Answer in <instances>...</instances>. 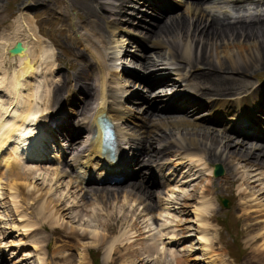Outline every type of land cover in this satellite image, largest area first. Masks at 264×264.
I'll return each mask as SVG.
<instances>
[{"label":"rangeland","instance_id":"obj_1","mask_svg":"<svg viewBox=\"0 0 264 264\" xmlns=\"http://www.w3.org/2000/svg\"><path fill=\"white\" fill-rule=\"evenodd\" d=\"M0 1V86L2 79H6V88H0V92H2L0 93V114L8 111V115H13V113L16 112L19 116L21 115V111L17 108L13 109V95H11L8 90V88L11 87L9 83L13 73L19 69H16V66L18 65L17 63L16 66L14 65V67H12V61H17L18 63L19 61L14 60L7 53L12 47L11 42L18 37L16 36L17 31L25 29L24 32L21 33L23 36H20L22 37L20 40L26 42L29 41L28 43L33 47V37H27L25 31L28 26L29 29H32L31 26H34L35 28L32 30L38 33L42 40L41 48L44 57L42 60L37 61L36 68L38 72L27 79L22 87V101L32 102L39 107L47 102L46 94L50 93V91L45 94L44 99L38 98V95L35 96L36 92L34 90L36 85H42V83L43 85L47 84V72H51L52 78L57 80L63 78V76H58L60 68L63 67L61 64L71 69L72 63L77 61L75 58L73 59V56L70 57V52L73 53L74 51L75 53L74 49H77L81 53L80 50L84 48L80 47L77 40L73 37L81 39L84 37V33L90 32L92 27L94 29L96 24L102 26L99 22H101L102 17L109 16L106 11L108 9L112 10V8L106 6L105 8L107 10L102 12L99 6L102 5L103 2L111 3L113 1L103 0L96 2L95 0H89L91 6L97 12L98 19H88L86 14H84L86 13V10L80 9L79 2L77 3L74 0ZM35 2L39 3V8L34 7ZM218 4L219 1H213L210 5L202 4L201 2H194L191 7L187 8V5L185 10L181 9L180 11L173 13V17L167 19V21L172 19L177 22L180 20L187 26V32L189 31L187 36L189 35V37L186 38L192 40V48L189 56L185 57L191 59L188 63H190V67L193 69L192 71L197 78L194 77L193 73L190 72V69L186 67L187 62L182 61V63H180L176 60H172V56L174 52H176L179 44L184 47L187 42L185 35L181 32L178 34V30L174 31L173 27H164L167 31L165 37L159 35L163 33L161 28L157 31L159 38L157 36L152 37L153 40H156L159 43L161 42L164 45L159 49H154L151 44L155 42L151 41L149 47L157 51L152 54H147L149 56L148 58L151 59V62L153 61L156 63V65L158 64L161 66L163 64L166 69H169L167 67L168 63H172L173 65L176 63V74L173 75L170 70H164V67H162L160 72H164L162 75L169 76L170 80H178L180 84L188 81L186 86L187 89L184 88L187 92L192 88L202 92L198 80L200 76L205 75L204 72H209L212 75L211 78H215L218 81L221 78V81L219 82L222 84L230 83L233 84L234 87L237 85H242V87L248 85V88L246 87L242 92L237 93L235 97L243 95L249 90L248 93L250 96L254 95L255 99H260L261 92L264 91V64L260 63L261 61H258L257 63V61L248 60L247 58L245 59V57H242L243 59L241 62H238L237 65H232L224 54V57L222 54H218L222 67L219 66L214 59L209 58L204 60L201 66H198V70H194L195 56L203 58L206 57V55L203 46L197 43V36L200 35V32L196 33L193 26L195 25L194 20L197 18L196 16H198V14H194V17H191L188 13L191 8L196 6L194 10L197 12L202 11L205 18H209L208 20H210L211 16L221 20L226 19L225 21L229 22H231L232 19H239L236 18L237 16L255 14L253 13L255 12V6L253 5L248 7L250 8L248 14L238 13V11L229 12L233 17L231 19V17H226L217 13L216 7ZM261 6L264 5L260 4V7ZM256 11L258 12L259 10ZM36 12L39 13V15L32 20L30 17ZM112 16L114 17V14H112ZM56 20L58 22H56ZM91 20L92 22L94 20V22L92 23ZM111 20L110 25H122L113 22V19ZM234 20H232V22ZM165 21H161L158 25H164ZM187 21L189 22L187 23ZM207 21H203V23L205 24ZM25 22L28 24L25 25ZM190 25H192L191 32H194L197 35H194L193 38L189 28ZM166 35L170 36V38ZM115 37H117V34H115ZM110 38L113 39L112 36H110ZM88 39L93 41L94 48L90 46L86 47L93 51L92 54L96 68H98L102 62L100 60L101 56H99V52L104 53L102 56L103 58L105 56L109 57L108 63L111 66V71L113 65L118 66V70L115 71V69H113L112 73L117 75L119 79L114 81L115 77L113 74L106 79V82L108 83L106 85L107 102L109 104L116 103L119 105L118 109L122 110L125 117L127 115L126 112H128L126 110L129 109H131L133 115L143 116L139 121L144 124L143 128L147 127L148 129H143L141 140H143V143H150L149 145L152 148L151 152L149 151L146 157L144 155V159L149 158L151 161L158 159V162L160 161L161 163L165 161L164 164H168L170 158L171 160L173 159V161L176 159H185L186 154L188 153V148H194L190 143L195 141L196 145H198L199 153L201 152V155L205 153L206 155L204 154L200 158L199 164L201 165V168H196L193 165L191 166L190 163L178 164L179 162H175L172 164L176 166L178 165L177 169H171L169 172H164L166 178L163 179L161 174L158 176V180L161 179V181L165 180L164 182L170 183L175 180V177H177L178 174H182V176L187 175L188 178L181 179V184L183 186L178 185L171 188L169 191L162 190L161 192H152L147 189L143 185L141 177L134 182H130L123 186H109L106 188L81 190L75 188V186L71 185L69 181L61 183L60 180H54L55 184L52 185L53 180L50 181V176L48 175H44L43 179L40 180L37 176H32V174L24 175L20 173H12L9 166L2 173L3 176H0V196L1 194L4 195V200H0V256H8L6 264H83V262L84 264H93L92 256L99 260V264H131V262H133V264H159V262L160 264H170V262H172L171 264H264V235H261L264 231V154L260 153L264 144L260 145L261 143H256V141L261 142V139L245 141L249 144H256L257 147L254 146L256 149L260 150L243 148V151H247V153L258 155L259 157L257 158L256 156H253L249 159L248 155L243 156L241 160H237L238 158L235 159L234 157H239L243 153L242 152L238 156L237 150L235 156L233 155L231 158L229 155L227 156V151H225L226 153H223V156L220 159L221 161H213L211 155L214 153L218 156L221 153L220 146H222V144L220 143L225 142L228 138L224 134H227L230 139L233 138L234 140H231L232 142L240 145L239 143L242 141L238 142L235 140H239V136H242L241 134H245V132L237 127H235L234 131L232 130L235 134H228L227 131L221 129L217 130L206 121H201V118H206L204 116V111L201 112V118H185L186 116L175 114L174 111L170 113L149 111V114L145 116V114H140V109H132L130 106L123 105L121 98L125 97V92H129L126 87L129 86L131 82L130 80L119 76L121 73L119 66L122 62L126 65L124 66L125 70L126 68L131 70L133 68L129 64L127 54L123 53L122 58L120 57V54L121 51L123 52L129 49L131 52L136 51L135 46L125 39L118 38L117 40V38H115L114 40H109L111 46L105 45L104 48L99 50L96 47L97 40L92 37V35H88ZM261 40V38L256 37L254 39L252 36L249 42H251V44L256 42L262 49V43H260ZM201 41L202 40L200 39V42ZM177 42L179 43L177 44ZM211 42V40L208 41V43ZM201 43L205 44L206 42L203 40ZM38 47L40 46L31 48V51L36 50L37 53H39ZM234 49L235 48H233V50ZM150 52L152 51L150 50ZM229 52L230 51H228V53ZM230 55L229 58L231 60L233 53ZM261 58L264 61V54ZM116 59H121L123 61L116 62ZM143 60L144 59L139 63L140 69ZM56 61H59L61 64ZM242 61H244V63ZM192 62H194V64ZM49 63H51L52 66ZM48 66L50 69L44 72V70H47ZM232 66L245 71L249 70L248 72L250 74L241 75V72L234 73L232 72ZM76 68L77 66L74 64L73 69ZM41 70L42 72H40ZM70 75H74V73H71ZM206 77L208 78H206L205 83L209 85L208 80L210 76ZM241 77L243 80H241ZM104 82L105 79L103 76L99 80V83H101L102 86L100 92L103 90ZM58 85L60 84H54V87L59 88L60 91L62 87ZM67 85H71V83L67 81ZM133 85H135V81L131 83L132 89L134 88ZM180 86L182 87V85ZM121 89H124V92L120 98L116 97V99H114L111 97V94L118 93ZM43 90L46 92L47 87H45V89L43 88ZM31 91L32 93L30 94ZM65 91L66 89L59 94L57 93L58 98H60ZM254 91H256L257 94ZM158 94L159 93H156V95ZM187 94L188 93H186V95ZM222 96H210L209 98L227 99L224 95ZM159 97L162 100L157 101L155 105L157 110L161 109L160 106L163 104L162 101L165 96L160 95ZM228 98L233 99L230 97ZM92 101L93 98L90 102L92 103ZM203 102L205 106L209 105V102L205 99H203ZM91 103H89V101L86 102L84 106L80 108L78 114L80 115L89 108L87 104L92 106ZM154 114H157L158 117H151V115ZM235 115L245 116L241 113ZM226 118L227 116H223V120ZM243 119L250 121L249 118H242L240 121ZM122 126L125 133L128 134L132 131L130 129L131 126L126 123L122 124ZM262 129H264V125L262 126ZM258 131L259 128L246 130V133L251 132V135H256ZM207 133L210 139L216 138L215 140H218L216 142L218 145H214V142L210 139L205 141V139L197 138L195 136L196 134L207 136ZM257 134L262 138L264 131L262 130V132H258ZM173 142H177V144L180 143L182 147L175 146ZM53 146L56 151L57 149L59 150V145L53 143ZM204 149L208 153L204 152ZM178 150L181 152L180 156L182 158L177 154ZM134 151L136 152V150ZM232 151L233 149H231V152ZM50 155H53V158L57 159L58 153L52 152ZM243 155H245V153ZM247 159H249V161ZM32 163L33 162H30V164ZM40 163L42 162H36L32 166H37ZM215 163L220 164L225 171L224 175L220 178L213 177V170L211 167L216 165ZM192 172L194 174H192ZM247 179H249V187L247 186ZM131 192L133 194H131ZM13 193H15L14 205H12L10 200L5 197ZM135 193L138 194V197L141 196L138 201L131 198L129 199V197ZM127 195L130 196L127 197ZM222 201L227 202V208L223 207ZM19 214L21 217L16 219V216ZM91 217H95L94 220L93 218L91 219ZM28 222L32 223V225ZM33 224L35 225L34 228H32ZM25 225L31 227L25 229ZM146 229L149 231L155 229L154 231H150L151 235L143 234L147 239V244L143 243V241L139 239L140 236H138ZM133 234L135 235L133 236ZM103 236L105 240H103ZM130 236L131 241L128 240ZM133 238H135L137 242L135 239L133 240ZM125 239L127 240L126 242L129 241V245L124 241ZM20 243H22V245H19ZM34 246L37 248L35 249ZM156 246H159L161 249L164 247L166 251L157 253V250L155 249L158 248H155ZM147 247H151L149 249H155L150 250L152 252L150 253L151 256H145V260L143 257L144 254H146L145 248ZM7 250H13L16 251V253L8 255ZM92 252L93 255H91ZM81 253H84L86 256ZM164 253L169 256L165 257L163 255ZM142 254L143 257H141ZM80 255L83 256L81 257ZM22 257L23 260H21ZM157 258L163 260L159 261ZM168 258L170 259V262ZM177 259H179V261H177ZM141 260L144 261L142 262ZM157 260L158 262H156Z\"/></svg>","mask_w":264,"mask_h":264},{"label":"bare ground","instance_id":"obj_2","mask_svg":"<svg viewBox=\"0 0 264 264\" xmlns=\"http://www.w3.org/2000/svg\"><path fill=\"white\" fill-rule=\"evenodd\" d=\"M38 1V0H37ZM69 1V0H68ZM73 1V0H72ZM76 1L77 3L79 2V6H80V9L82 10H86V16L88 19H98V15H97V12L95 11V9L91 6V3L89 2V0H74ZM118 2V5L115 7V13H114V17L111 16L110 20L113 19V22L115 23H118V24H122V15L124 13V10H125V7L127 6V2L124 1V0H116ZM234 4H240L242 2H244V0H231ZM1 2V1H0ZM71 2V1H70ZM72 3V2H71ZM75 3V2H74ZM260 4H263L264 3H261V1H259ZM44 4V3H42ZM76 4V3H75ZM68 5V4H67ZM73 5V4H72ZM100 5V4H99ZM74 6V5H73ZM78 6V7H79ZM192 6V5H191ZM162 8H167L168 5H163L161 6ZM196 7V6H195ZM194 7V8H195ZM201 7V6H200ZM75 8V7H74ZM96 8V7H95ZM194 8H191L189 10V15H191V17H194V14H198V16H196L197 18L194 20L195 21V25L193 26L196 33L197 32H200V35L197 36L196 33L194 32H191V29H192V25H190V32L192 34V38L194 35L197 36V43L198 44H201L205 50V55L206 57H203V58H199L198 56H195V66H193L196 71V69L198 68V66H201V64L203 63L204 60L206 59H214L218 64L219 66H221V61H219V57H218V54H224V56L227 58V60L232 64V65H237L238 62H241V60L243 59L242 57H245V59L247 58L248 60H254V61H261L260 63L264 64V61L263 59L261 58L264 54V14H256L254 16H251V17H245V18H239V19H232L234 20L232 22H229V21H225V20H221L219 18H214V17H211L210 16V20H208L209 18H205V15L202 11H195ZM57 10V9H56ZM73 10V9H72ZM107 10V9H106ZM111 10V9H110ZM52 11V10H51ZM104 11H105V8H104ZM98 12H99V9H98ZM107 12V11H106ZM83 13V12H82ZM101 13V12H100ZM180 17V16H179ZM178 17V18H179ZM190 17V16H189ZM188 17V18H189ZM182 18V17H181ZM175 19V18H174ZM186 19V18H185ZM178 20V19H177ZM190 20H193V19H190ZM208 20V21H207ZM247 20V21H246ZM184 21V20H183ZM203 21H207L205 22V24L203 23ZM58 22V21H57ZM92 22V20H91ZM94 22V20H93ZM92 22V23H93ZM99 22V21H97ZM189 21H187L188 23ZM99 23H104L106 25V29H108L111 33V36L112 37H115V34H116V31H118V27L115 28L116 26L115 25H110V22L105 19V17H102L101 19V22ZM28 24V23H27ZM90 24V23H89ZM163 25V24H162ZM155 25L157 31L161 28L163 33L162 34H159V35H163V37H165V34H167V31L165 30L164 27H167L168 28H171L173 27L174 28V31L175 30H178V34H180V32L185 35V39H187L186 37H189V35L187 36V33H189V31L187 32V29H186V25L184 23H182V21H173L172 19H170L169 21H165L164 25ZM92 26V25H91ZM115 26V27H114ZM29 27V26H28ZM32 28V26H31ZM34 26H33V30H34ZM167 28V29H168ZM29 29V28H27ZM31 29V31H28L26 32L27 33V37H33V47L31 48H36V46H40L38 47V52L39 53H36L35 56H32V53H31V48H30V44L28 42H24L22 43L21 45L22 48H23V52L20 53L18 56H12L11 58H17V59H14V60H18L19 61V69L16 70L13 75H12V78H11V81L9 83V85H11L10 88H8L9 92L11 95H13V100L14 102L12 103V105H14V108H17L18 110L21 111V115H17L16 112L13 113V115H8V111H5V112H2L0 114V173L4 170V163L1 161L2 158H4L5 154H7L8 156L10 157H14V158H17V159H20V160H23L22 158V155H25V162L30 164V162H33L32 164L30 165H34V163L36 162H43L46 158H51L52 161L56 160V158H53V155H50L52 154V152H55V153H58V156H57V159L60 160L64 157V151H63V148H62V144L61 142H59L58 140V134L61 132V131H64V134L67 133V126L64 122V120L61 122V120H56V122L58 123V125H60V128L59 126H56V129L53 131L54 134H51L50 131L52 130V126H50L48 124V120H44V116H45V105H46V102L44 105H40L39 107L34 105L32 102H23L22 101V87L24 86V83L27 79H29L31 76H34L38 70L36 68V64H37V61L38 60H42V58L44 57L43 55V50L41 48V43H42V40L41 38L39 37V34L36 33L35 31H33ZM37 29V28H36ZM90 29V28H89ZM25 30V29H24ZM61 30V29H60ZM66 30V29H65ZM37 31V30H36ZM157 31L152 34V36H149L148 38V45L149 43L152 41L151 40V37H154V36H159L157 34ZM91 32V35L92 37H94L96 40H97V45L96 47L101 50L102 48H104V46L106 45V35L103 34V29H102V26L99 24L95 25V28L93 29V27L91 28L90 30ZM171 32V31H170ZM23 36V35H21ZM167 36V35H166ZM182 36V35H181ZM255 37L256 38H261L262 40L260 41V43H262V49L257 45L256 42L252 43L249 42V40L251 39V37ZM16 37V36H15ZM168 38H170V36H167ZM18 38V39H17ZM13 42H11L12 45H15V43L17 42V40H20V38L22 37H17ZM159 38V37H158ZM157 39V38H156ZM200 39L203 41L205 40V44L201 43L200 42ZM184 40V39H183ZM212 41L211 43H208V41ZM216 40V41H215ZM243 42H242V41ZM179 41V40H178ZM214 41V42H213ZM22 42V41H21ZM167 42V41H166ZM221 42V43H219ZM173 43V41H172ZM179 42H177L178 44ZM192 40H188L187 39V42L185 43L184 47H182L180 44L178 46V48L176 49V52H174L173 56H172V60H176L180 63L183 62H187L186 64V67H188L190 69V72L193 73V69L190 67V63H188L191 59H187L185 56H189V53L191 51V48H192ZM152 45V48L154 49H157L159 47H163V43H159V42H155ZM194 45V44H193ZM197 45V44H196ZM10 46V44H9ZM226 46H229V47H226ZM195 47V45H194ZM226 47V48H225ZM233 48H235L233 50ZM225 49V50H224ZM171 50V49H170ZM196 50V49H195ZM200 50V49H199ZM198 50V51H199ZM197 51V50H196ZM228 51H230L228 53ZM220 52V53H218ZM199 53V52H198ZM233 53V57H231L232 59L230 60L229 56H231L230 54ZM73 55H76V61L74 64L75 66L78 67V64H79V61H78V56L79 57H82V54L79 52V53H73ZM78 55V56H77ZM104 53L103 52H99V56H103ZM202 55V54H201ZM200 56V55H199ZM223 56V57H224ZM250 56V57H249ZM254 57V58H253ZM189 58V57H188ZM221 58V57H220ZM197 59V60H196ZM235 59V60H234ZM237 59V60H236ZM121 59H116V62H120ZM145 61V62H144ZM212 61V60H211ZM237 61V62H236ZM247 61V60H246ZM253 61V62H254ZM244 63V61H242ZM43 63V62H42ZM194 64V62H192ZM191 63V64H192ZM225 63V62H224ZM206 64V63H205ZM210 64V63H209ZM208 64V65H209ZM215 64V62H214ZM149 65H154L152 68L153 69H157L158 66H156V63H154L153 61L151 62V59L148 58L147 56H144V60L141 64V69H146L149 67ZM212 65V64H211ZM246 65V64H245ZM115 65H113L114 67ZM174 66H177L176 63ZM204 67V66H203ZM211 67V66H210ZM218 67V66H217ZM222 67V66H221ZM238 67V66H237ZM249 67V66H248ZM252 67V66H251ZM250 67V68H251ZM166 68V67H164ZM208 68V67H207ZM232 72L234 73H240L241 72V75H247V74H250L248 71H245L243 69H239V68H236L234 66H232ZM254 68V67H252ZM87 69H89V65L87 66ZM201 69V68H200ZM205 69V68H204ZM224 69V68H223ZM103 70V71H102ZM165 70V69H164ZM198 70V69H197ZM208 70V69H207ZM214 70V69H213ZM93 71L97 76H98V81L97 83H99V80L104 76V79H105V82L103 84V90L102 92H100V94L98 95V98L96 100H98V103H97V109H98V115L102 114L103 116H105L106 118L112 120V122L115 124V129H116V132L118 134V137L120 140H123V141H126V135L123 131H125L123 128H121V122L125 119V114L122 112L121 110V113L118 112L119 109H117V111L114 110V108H112V106H109V103L107 102L106 100V85L108 84L106 82V79L111 75L113 74L112 71H111V66L108 65V67L104 66L103 62H101L100 66L98 68H96V66H94V68H92V66H90V72ZM252 71V70H251ZM42 72V70L40 71ZM231 72V73H232ZM252 73V72H251ZM44 74V73H43ZM174 74H176L174 72ZM198 74V73H197ZM204 74L206 76H210L209 77V80H208V83L209 85H207L205 83V80L206 77L205 75L203 76H200L199 80H198V83H199V86L200 88L202 89V92L200 93L199 91L196 90L197 94L196 96L198 98H200L201 96L203 97H207L209 98L210 96H219L221 97L222 95H224V97H230V98H233L237 95V93H240L242 92L247 86H244L242 87V85H237L236 87H234L233 84H230V83H225V84H222L221 81L219 78V81L215 78H211L212 75L211 73L209 72H204ZM253 74V73H252ZM166 75V74H165ZM170 75V74H168ZM194 75V73H193ZM215 75V74H214ZM239 75V74H238ZM73 78V81L75 82L76 85H79L81 88H86L87 84H83L82 81L84 82L85 80H81V81H78L76 80L77 76H78V73L74 74V75H71ZM113 76L115 77L114 78V81L118 80L119 78L117 77V75H114ZM230 76V75H229ZM194 77H196L194 75ZM232 77V75H231ZM243 77V76H242ZM241 77V80H243ZM245 77V76H244ZM255 77V76H254ZM253 77V78H254ZM65 78V77H63ZM158 78V77H156ZM197 78V77H196ZM68 79V78H67ZM161 79V78H159ZM233 79V78H232ZM223 80V79H222ZM225 80V79H224ZM238 80V79H237ZM236 80V81H237ZM240 81V80H239ZM246 81V80H245ZM157 82V81H156ZM238 82V81H237ZM5 83H6V79H2V82H1V86L0 88L2 89H5ZM162 83V81L158 82V83H153L152 86H156V85H160ZM248 83V82H246ZM229 84V85H228ZM59 86V85H58ZM240 87V88H239ZM251 87V86H250ZM249 87V88H250ZM198 88V87H197ZM248 88V87H247ZM255 88V87H254ZM190 89V88H189ZM199 89V88H198ZM59 90V88H56L54 89V92H57ZM247 91V89H246ZM189 92L191 93H194V89H190ZM256 93V91H254ZM2 93V92H0ZM58 93V92H57ZM175 93V92H174ZM259 93V92H258ZM117 95V93H114ZM114 94H111V97L113 98V95ZM257 94V93H256ZM61 95V94H60ZM63 95V94H62ZM187 96H192L191 94H187ZM117 96L114 97V99H116ZM182 97H185L184 94L180 95L179 98H182ZM193 97V96H192ZM223 97V96H222ZM256 97V96H255ZM197 99V98H196ZM258 99V103L255 105V110H259V111H262V107L264 106V92H261V97L260 99ZM236 101V98H234V100H229L228 103H226V105L231 106L234 108V109H237L239 111V113L245 115L244 117L243 116H240V115H235L232 119V122H230V124L232 123L233 125V128L235 129V127L239 128L241 131L245 132V134H241L242 136H245V140H242L241 143H239L240 145H238L237 143H234L231 141V139L227 138V140L225 142H221L220 144H222V146H220V151L221 153L216 156V154L213 153V155H211V158H213V161H221V157L223 156V153L225 151H227V156L229 155L230 158L235 154H236V151H237V155L239 156L242 152V154L239 156V157H234L235 159L237 160H241V158L243 156H248L249 155V159L252 158L253 156H256L259 157L258 155H255V154H250V153H247V151H243V148H248V149H254V150H260V149H256L257 145L256 144H249L245 141L247 140H252V139H259L261 138L259 136V134H257L258 132H262V126L263 124L261 122H259L258 120H246V119H243L242 121H240L242 118H248L247 117V113L251 114L253 112H249L250 111V106L247 107L246 104L247 102L245 101H237L236 102V107L235 108L233 106V104L235 103ZM126 102H130V98H126ZM176 104H180V101H175ZM91 103V102H90ZM204 103V102H203ZM79 104V103H77ZM92 104V103H91ZM188 105L185 106V109L186 108H190L191 106L194 105V102L192 100H190L188 103ZM88 105V104H87ZM77 106V105H76ZM180 106H184V104H181ZM197 107H200V106H194L193 108H196L195 110H199V108ZM96 108L94 110H96ZM173 108H179L177 106L173 107ZM167 109H170L167 107ZM232 109V108H231ZM189 109L187 110H184L182 112V114L186 113ZM83 111V110H82ZM176 111V110H174ZM224 108H215L214 109V112H213V115L212 117L217 119V120H222L223 121V116H226L224 114ZM81 112V111H80ZM231 113V112H230ZM96 112L93 113L92 115V119L94 118ZM212 114V113H211ZM187 116V114L185 115ZM204 116H206L204 114ZM151 117H158L157 114H154V115H151ZM185 118H195L194 116H189V117H185ZM257 118H260L259 115H257ZM91 119V118H90ZM191 121V120H190ZM201 121H204L205 122V119H201ZM258 121V122H257ZM60 123V124H59ZM182 123V122H181ZM188 123V122H187ZM189 124V123H188ZM57 125V124H56ZM190 125V124H189ZM203 125V124H202ZM236 125V126H235ZM232 127V126H231ZM202 128V127H200ZM209 128V127H208ZM207 128V129H208ZM259 128V131L256 133V135H251V132H247L246 133V130H252V129H258ZM185 129V128H184ZM206 129V128H205ZM233 129V131H234ZM215 130V129H214ZM96 131L98 132V136L95 140V143H93V141L91 140V145H90V148H88V150L85 152V154L83 155V157H79L77 158L76 160H72V162L70 163L74 168L75 170L78 172V174L82 175V177H79V180L81 182H84L86 180H89V179H86L85 177H83V175L86 174V172H89V171H92V176L93 177H96V178H99L101 176H105V175H110L112 173V170L113 169H116V167H118V162L119 160H115L114 162H112L111 160L109 159H105V158H101V152H102V146H101V129L98 125V123L96 122ZM211 131H212V128H211ZM216 131V130H215ZM73 133V132H72ZM91 133V132H90ZM187 133V132H186ZM197 133V131H196ZM200 133V132H199ZM76 134V133H74ZM151 135V134H150ZM215 135V134H214ZM217 135V134H216ZM28 136L30 137V139H32L31 141L28 142ZM197 138H202V139H205V141L209 138L208 136V133H207V136L206 135H200V134H196L195 135ZM223 136V135H222ZM57 137V138H56ZM144 137V136H143ZM149 137V136H148ZM214 137V136H213ZM223 138H226V137H223ZM194 139V138H193ZM216 138H211L210 140H212V142H214V145H218L216 142L218 140H215ZM149 140V139H148ZM153 140V139H151ZM157 140V139H156ZM222 140V139H221ZM225 140V139H224ZM160 141V140H159ZM167 141V140H166ZM170 141V140H169ZM189 141V140H188ZM148 142V141H147ZM168 142V141H167ZM196 142V141H195ZM195 142H188L190 143V145L194 146V148H188V153L186 154V158L185 159H180L181 161H179L178 164H182V163H190V165L196 167V168H201V165L199 164L200 162V158L201 156H203L205 153H203V155H201V152L199 153L198 151V145H196ZM53 143L54 144H57L59 145V150L57 149V151L55 150V147L53 146ZM150 144V143H149ZM173 144L175 146H181L180 143L177 144V142H173ZM121 147V146H120ZM185 147V146H184ZM188 147V146H187ZM128 147L127 146H124V150L127 149ZM133 148H136V152L140 149V146L139 145H133ZM215 148V147H214ZM238 148V149H237ZM119 149V148H118ZM183 149V148H181ZM231 149H233V151L231 152ZM55 150V151H54ZM203 150V148H202ZM134 151V150H133ZM208 151V150H207ZM51 152V153H50ZM135 152V153H136ZM151 152V151H150ZM162 152V151H161ZM165 152V151H164ZM169 152V151H167ZM203 152V151H202ZM204 152L205 149H204ZM135 153H133L135 155ZM208 153V152H206ZM210 153V152H209ZM226 153V152H225ZM245 153V155H243ZM256 153V152H255ZM261 154H264V147L261 148V151H260ZM151 154V153H150ZM163 155V154H162ZM206 155V154H205ZM225 156V155H224ZM155 157V156H154ZM153 157V158H154ZM263 157V156H262ZM225 158V157H224ZM223 158V159H224ZM218 159V160H217ZM229 159V157H228ZM249 159H247L249 161ZM173 161V159H172ZM211 161V160H210ZM165 161H163L164 163ZM228 162V160H227ZM217 163V162H216ZM215 163V164H216ZM210 164V163H209ZM222 164V163H221ZM250 164V163H249ZM212 165V164H211ZM203 166V165H202ZM165 167L163 166H159L157 169H156V172H154L153 174L157 176V180H158V176H160L162 174L163 176V179L166 178V176H164V172H165ZM199 170V169H198ZM202 170V169H200ZM13 173V172H12ZM130 171L126 170L125 169V174H129ZM19 174V173H17ZM153 175V176H154ZM3 176V175H2ZM28 178V177H27ZM90 178V177H89ZM160 179V177H159ZM159 182H162L164 183V181H161L158 180ZM28 184V183H27ZM247 186L249 187V179H247ZM98 190V189H97ZM111 191V190H110ZM119 191V190H118ZM97 192V191H96ZM99 193V192H98ZM144 193V192H143ZM150 193V192H149ZM100 194V193H99ZM131 194H133L131 192ZM104 195H105V192H104ZM107 195V194H106ZM130 196V195H127V197ZM6 198H8L11 202L12 205H14V199H15V193L13 194H9L7 196H5ZM100 197V196H99ZM106 197V196H105ZM141 196L138 197V194L135 193L134 195L130 196L129 199H134L135 201H138L139 198ZM152 197V196H151ZM128 199V198H127ZM0 200L3 201L4 200V195L1 194L0 196ZM145 200V199H144ZM149 201V200H148ZM126 202V201H125ZM129 202V201H127ZM143 203V202H142ZM59 204V203H58ZM130 204V203H128ZM139 205V204H138ZM144 205V204H143ZM145 206V205H144ZM141 207V206H140ZM143 207V206H142ZM144 209V208H143ZM152 210V209H150ZM41 211V210H40ZM39 211V213H40ZM51 212V211H50ZM142 212V211H141ZM150 212V211H149ZM27 215V214H26ZM40 216V215H39ZM92 216V215H91ZM97 216V215H96ZM95 216V217H96ZM124 217H126L125 215H123ZM20 214L16 216V219L17 218H20ZM94 217V218H95ZM56 218V217H55ZM93 217H91L92 219ZM93 218V220H94ZM101 218V217H99ZM108 218V217H107ZM29 219V218H28ZM46 219V218H44ZM83 219V218H82ZM115 219V218H114ZM119 219V218H118ZM126 219V218H125ZM24 220V219H23ZM84 220V219H83ZM16 221V220H15ZM81 221V220H80ZM107 221V220H106ZM113 221V220H111ZM120 222V221H119ZM29 224L32 225V223L28 222ZM51 223V222H50ZM60 223V222H59ZM58 223V224H59ZM108 223V222H107ZM122 223V222H121ZM261 223V222H259ZM54 224V223H53ZM104 224V223H103ZM124 224V223H123ZM139 224V223H138ZM55 225V224H54ZM127 225V224H126ZM135 225V224H133ZM138 226V225H137ZM31 226L29 225H25L24 228L25 229H29ZM35 225L33 224L32 228H34ZM108 227V225H107ZM14 228V227H13ZM31 228V230H32ZM139 228V227H138ZM15 229V228H14ZM19 229V228H18ZM107 229V228H106ZM155 230V229H154ZM154 230H150V231H154ZM28 231V230H27ZM110 231V230H109ZM108 231V232H109ZM114 231V230H112ZM135 231V230H134ZM139 231V230H138ZM15 232H18V231H15ZM135 234H133L134 236ZM137 235V234H136ZM261 235H264V231L261 233ZM108 236V235H107ZM144 236V235H143ZM141 237V236H140ZM101 238V237H100ZM131 236L128 238L129 241L130 240ZM136 238V237H135ZM133 238V240L135 239ZM140 239V238H139ZM138 239V240H139ZM103 240L104 239V236H103ZM102 240V241H103ZM125 242L127 241L126 239L124 240ZM128 241V242H129ZM135 241L137 242V240L135 239ZM126 242V243H128ZM112 243V242H111ZM110 243V244H111ZM134 243V242H133ZM42 244V243H41ZM106 244V243H105ZM108 244V243H107ZM125 244V243H124ZM264 244V243H263ZM122 245V244H121ZM129 245V243H128ZM119 246V244H118ZM124 246V245H123ZM263 247V246H262ZM34 248L36 249L37 247L34 246ZM151 247H147L145 248V252L146 254L150 255V253H152L150 250H153L155 248H158V249H155L157 250V253L158 252H162V251H166V249L163 247L162 249L159 247V246H156L155 248H152V249H149ZM109 250V249H108ZM112 250V249H111ZM113 251V250H112ZM134 251V250H133ZM136 251V250H135ZM109 252V251H108ZM168 252V251H167ZM107 253V252H106ZM105 253V255H106ZM133 253V252H132ZM135 253V252H134ZM141 253V252H140ZM154 253V252H153ZM169 253V252H168ZM81 254H84V253H81ZM109 254V253H108ZM107 254V256H108ZM85 255V254H84ZM104 255V256H105ZM165 257H168L169 255H165V253L163 254ZM173 255H174V252H173ZM176 255V254H175ZM81 256V255H80ZM83 256V255H82ZM81 256V257H82ZM86 256V255H85ZM135 256V255H134ZM137 256V255H136ZM158 256V254H157ZM138 257V256H137ZM141 257H143V254L141 255ZM139 257V258H141ZM160 257V256H159ZM171 257V256H170ZM84 258V257H83ZM145 260H146V257L144 256L143 257ZM142 258V259H143ZM163 258V256H162ZM177 258V257H176ZM85 259V258H84ZM130 259V258H129ZM128 259V261H129ZM158 259V258H157ZM175 259V257H174ZM88 260V259H87ZM127 260V259H126ZM135 260V259H134ZM137 260V259H136ZM139 260V259H138ZM154 260V258H153ZM159 260V259H158ZM158 260L156 262H158ZM163 260V259H161ZM159 260V261H161ZM169 262H170V259L168 258ZM86 261V260H85ZM142 262L144 260H141ZM139 261V262H141ZM166 261H167V258H166ZM176 261V259H175ZM177 261H179V259H177ZM87 262V261H86ZM131 262V261H130ZM150 262V261H149ZM104 263V262H103ZM172 262H170L171 264ZM175 263V262H174ZM178 263V262H176ZM43 264V263H42ZM84 264V262H83ZM131 264H133V262H131ZM160 264V262H159ZM167 264V263H166Z\"/></svg>","mask_w":264,"mask_h":264},{"label":"water","instance_id":"obj_3","mask_svg":"<svg viewBox=\"0 0 264 264\" xmlns=\"http://www.w3.org/2000/svg\"><path fill=\"white\" fill-rule=\"evenodd\" d=\"M23 51V48L21 47L20 44H16V46L10 50V53L12 55H17V54H20L21 52ZM223 174V171L220 167H215V172H214V176L215 177H219ZM224 206H226V202H223Z\"/></svg>","mask_w":264,"mask_h":264}]
</instances>
